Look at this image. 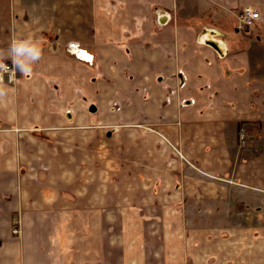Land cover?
<instances>
[{"label": "crops", "instance_id": "0c3cea01", "mask_svg": "<svg viewBox=\"0 0 264 264\" xmlns=\"http://www.w3.org/2000/svg\"><path fill=\"white\" fill-rule=\"evenodd\" d=\"M28 35L41 59L0 98V264H264V0H0V49Z\"/></svg>", "mask_w": 264, "mask_h": 264}, {"label": "clouds", "instance_id": "9594fccd", "mask_svg": "<svg viewBox=\"0 0 264 264\" xmlns=\"http://www.w3.org/2000/svg\"><path fill=\"white\" fill-rule=\"evenodd\" d=\"M42 51L41 42L32 35L22 39L14 38L7 49H0V98L9 91L4 84V75L8 74L9 80H12L17 70L23 75L30 73L32 66L41 59ZM8 58L12 61L11 68L5 63Z\"/></svg>", "mask_w": 264, "mask_h": 264}, {"label": "rangeland", "instance_id": "374dc122", "mask_svg": "<svg viewBox=\"0 0 264 264\" xmlns=\"http://www.w3.org/2000/svg\"><path fill=\"white\" fill-rule=\"evenodd\" d=\"M253 27L254 26L245 28V27L240 26L239 29L241 28V29H243V31H248V30L252 29ZM261 42H262V45L257 46L258 47L257 50L259 51L258 57L259 58L261 57V59L257 60L256 63L254 62V67H253L254 74H255L254 75L255 81L257 82L255 84L256 91H255V95H254V97H255L254 100H256L258 103H260V102L264 103V36H263V39L261 40ZM240 134H243L242 140L241 139L240 140H241V142H244L245 132L243 130H241L239 132V137H240ZM19 223H20V221H19ZM11 225H12V222H11ZM19 232H20V230H19ZM19 232H18V235L20 234Z\"/></svg>", "mask_w": 264, "mask_h": 264}, {"label": "built area", "instance_id": "2783aa9c", "mask_svg": "<svg viewBox=\"0 0 264 264\" xmlns=\"http://www.w3.org/2000/svg\"><path fill=\"white\" fill-rule=\"evenodd\" d=\"M236 15V21L239 27H250L253 26L254 23L260 18L259 11L250 7V6H245L241 8ZM9 65V67H12V62H6ZM4 80H8L9 82L12 80H9L8 74L4 75ZM243 134H240V139L242 140ZM12 227H11V233L18 235V232L20 230V223L17 219L12 220Z\"/></svg>", "mask_w": 264, "mask_h": 264}, {"label": "snow or ice", "instance_id": "6c2138e0", "mask_svg": "<svg viewBox=\"0 0 264 264\" xmlns=\"http://www.w3.org/2000/svg\"><path fill=\"white\" fill-rule=\"evenodd\" d=\"M86 58H89L90 59V57H86Z\"/></svg>", "mask_w": 264, "mask_h": 264}]
</instances>
